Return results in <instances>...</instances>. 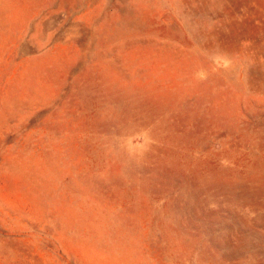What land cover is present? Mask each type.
Returning a JSON list of instances; mask_svg holds the SVG:
<instances>
[{
	"label": "rangeland",
	"instance_id": "obj_1",
	"mask_svg": "<svg viewBox=\"0 0 264 264\" xmlns=\"http://www.w3.org/2000/svg\"><path fill=\"white\" fill-rule=\"evenodd\" d=\"M0 264H264V0H0Z\"/></svg>",
	"mask_w": 264,
	"mask_h": 264
}]
</instances>
